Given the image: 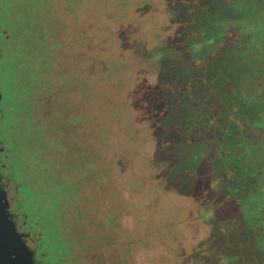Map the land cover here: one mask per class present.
I'll return each instance as SVG.
<instances>
[{
    "label": "rangeland",
    "instance_id": "obj_1",
    "mask_svg": "<svg viewBox=\"0 0 264 264\" xmlns=\"http://www.w3.org/2000/svg\"><path fill=\"white\" fill-rule=\"evenodd\" d=\"M38 1L0 0V29L10 36L0 60L1 173L17 190L12 212L37 240L34 263L179 264L181 243L202 238L201 200L213 189L180 164L196 155L195 166L213 171L225 151L219 125L249 126L235 120L233 100L231 117L223 120L218 104L225 103L212 101L205 81L208 95L196 106L211 126L201 141L197 135L179 140V123L189 115L182 98L197 75L180 73L186 82L178 81L152 47L167 36L170 45L192 17L171 25L174 0H149L147 11L140 0ZM251 3L252 18L242 20L240 34L254 33L247 43L254 50L238 59L248 91L231 89L228 81L225 92L260 104L264 0ZM255 116L262 128L243 133L260 141L252 158L264 175V115ZM181 141L187 144L175 160L170 147ZM254 189L264 195V184ZM261 202L259 214L246 218L257 232L264 227V197ZM240 207L228 220L234 228Z\"/></svg>",
    "mask_w": 264,
    "mask_h": 264
},
{
    "label": "flooded vegetation",
    "instance_id": "obj_2",
    "mask_svg": "<svg viewBox=\"0 0 264 264\" xmlns=\"http://www.w3.org/2000/svg\"><path fill=\"white\" fill-rule=\"evenodd\" d=\"M50 1L39 0L38 3L46 4ZM174 1L175 3H173L171 9L173 11L171 15L174 18L170 24L174 26L177 25V21L181 23L188 20L187 16L189 15L192 18L189 21L190 23L186 24L187 27L189 26L188 30H185L186 33H182L181 36L174 35L175 39L170 45L169 41L171 40L168 36L163 41H156L157 43L152 47V52L153 49L157 50L156 52L159 53L158 59H162V62H166L163 59L167 60L168 66L175 69L178 81L186 82L180 73L190 72L197 75L189 82L186 96L182 98L184 103H188L189 115L183 118L185 125L179 123V126H181L179 140L183 141L184 138L194 137V135H197L200 140V137L207 132V128L211 126L204 120L206 113L199 112L200 108L196 106L197 103L202 106L204 99L201 96L208 95V91H205L202 86V82L205 81L207 84H212L208 86L212 93V101L216 103L224 101L225 103V105L218 104V107H221L223 116H225L223 120L231 117L233 105L229 101L233 100V104L237 103L236 105L239 106V112L234 116L235 120L247 122L249 125L245 130L234 122L232 124L223 122L219 125L220 129L217 130L220 133L218 144L225 151H223L222 157L217 158L212 163L213 171L204 164L202 167L195 166L196 155H193L192 161L189 163L180 164L181 167H185L184 170L187 175L189 172L193 178L203 183L205 181L212 182L211 188L213 186V189L208 193L206 192V198L201 200L198 217L200 218L199 227L203 229L202 238L193 246L188 245L186 247L181 243L182 247H180L178 256L179 264H264V227H260L259 232H257L255 230L256 226H250L251 222L248 219L246 221L247 217L259 214L258 205L262 203L261 200L264 197L262 191L259 193L254 189L255 186L263 187L264 184V175L256 167L252 158L254 154L252 149L260 141H254L256 137L252 135L245 138L243 133L247 130L253 131L254 128H262L263 123L260 124L261 126L258 124L259 120L255 119V114H257V117L264 115V98H260L261 103L256 104L259 101L258 99L254 98L255 100L251 99L249 101L235 99L234 94L226 96L225 92L228 81H231L230 86L227 85L229 88L240 89L243 92L248 91V89L244 90L243 85L248 86L246 83L249 80L245 83L242 81V78L246 76L247 69L244 70V67L240 66L238 59L243 54L246 56L254 50L247 46V43L253 44L252 36H254V33L242 34L243 36L240 34L242 20L252 18L253 8L249 5L252 4L251 0ZM140 2L144 5V11H147L151 1L140 0ZM243 6L247 8H243ZM248 6L250 7L248 8ZM231 31L233 34L235 32L237 34L236 36L233 35V39L228 34ZM0 36L3 37L0 41V60H2L5 42L10 40V36L6 30L2 29H0ZM132 48L133 50L136 49L134 50L135 53H139L140 47H136V44ZM143 57L145 58V56ZM261 57L259 56V58ZM255 85L257 83L253 82V88ZM179 96L181 97V95ZM188 96L193 97L188 98ZM175 97L177 98L178 95L176 94ZM160 104H163L162 101H160ZM196 111L198 112L194 113ZM46 116L47 114L43 115V118H46ZM193 118L194 122H191ZM229 125L232 128L228 130ZM191 133L192 135H189ZM261 137H264V133ZM182 141L180 144L170 147L172 149L175 147L173 150L175 160L178 156L177 152H179L177 149L180 148V145L187 144V142L182 143ZM2 152L0 145L1 156ZM2 167L0 162V182L5 193L7 210L11 215L15 231L21 237L25 246L33 252L35 258L37 255V240L25 231L24 222H20L19 214L12 212V207L16 202L17 190L1 173ZM181 167H177L178 171ZM180 172L182 174L183 171ZM195 173L198 175L197 177H194ZM179 174L177 172V175ZM238 205L241 207L237 214L238 219L233 221L235 224L238 222L234 228V226H230L232 221L228 220H234L231 214H235L233 208ZM241 223L245 226H240Z\"/></svg>",
    "mask_w": 264,
    "mask_h": 264
},
{
    "label": "water",
    "instance_id": "obj_3",
    "mask_svg": "<svg viewBox=\"0 0 264 264\" xmlns=\"http://www.w3.org/2000/svg\"><path fill=\"white\" fill-rule=\"evenodd\" d=\"M7 208L5 193L0 182V264H35L34 254L15 231Z\"/></svg>",
    "mask_w": 264,
    "mask_h": 264
},
{
    "label": "trees",
    "instance_id": "obj_4",
    "mask_svg": "<svg viewBox=\"0 0 264 264\" xmlns=\"http://www.w3.org/2000/svg\"><path fill=\"white\" fill-rule=\"evenodd\" d=\"M259 74H260V73H259ZM233 94H235V93H233ZM227 95H229V93H228V92H226V96H227ZM232 108H233V106H232Z\"/></svg>",
    "mask_w": 264,
    "mask_h": 264
}]
</instances>
